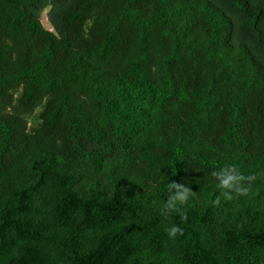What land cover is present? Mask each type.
Wrapping results in <instances>:
<instances>
[{"label": "trees", "instance_id": "trees-1", "mask_svg": "<svg viewBox=\"0 0 264 264\" xmlns=\"http://www.w3.org/2000/svg\"><path fill=\"white\" fill-rule=\"evenodd\" d=\"M0 264H264V0H0Z\"/></svg>", "mask_w": 264, "mask_h": 264}, {"label": "clouds", "instance_id": "clouds-1", "mask_svg": "<svg viewBox=\"0 0 264 264\" xmlns=\"http://www.w3.org/2000/svg\"><path fill=\"white\" fill-rule=\"evenodd\" d=\"M211 175L216 181V188L221 195L231 200L233 196L247 197L252 192V185L256 181L255 175H244L234 165L228 164L212 171ZM194 195L192 189L184 184L170 183L168 188V199L164 202L161 213L167 215L173 211H180L189 199ZM170 237L175 238L177 234H182L179 225H172L166 228Z\"/></svg>", "mask_w": 264, "mask_h": 264}, {"label": "rangeland", "instance_id": "rangeland-1", "mask_svg": "<svg viewBox=\"0 0 264 264\" xmlns=\"http://www.w3.org/2000/svg\"><path fill=\"white\" fill-rule=\"evenodd\" d=\"M48 12H49V9L46 10V11L43 13V15H42V20H43V23H44V25H45L46 27L53 29L52 26H51V24H50V22H49V19H48Z\"/></svg>", "mask_w": 264, "mask_h": 264}]
</instances>
